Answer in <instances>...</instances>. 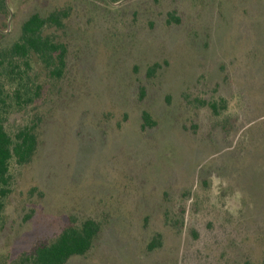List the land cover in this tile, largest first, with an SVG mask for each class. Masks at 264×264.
<instances>
[{
    "label": "rangeland",
    "instance_id": "1",
    "mask_svg": "<svg viewBox=\"0 0 264 264\" xmlns=\"http://www.w3.org/2000/svg\"><path fill=\"white\" fill-rule=\"evenodd\" d=\"M116 1L0 0V84L32 15L65 12L67 50L60 78L13 64L40 95L5 126L38 147L10 164L0 264L87 221L66 264H264V0Z\"/></svg>",
    "mask_w": 264,
    "mask_h": 264
},
{
    "label": "trees",
    "instance_id": "2",
    "mask_svg": "<svg viewBox=\"0 0 264 264\" xmlns=\"http://www.w3.org/2000/svg\"><path fill=\"white\" fill-rule=\"evenodd\" d=\"M122 0H117V2ZM65 12H55L48 16L34 14L22 25L19 41L7 51L8 85L0 84V207L10 193V164L14 161L23 166L31 161L37 147V125L32 124L18 130L13 136L7 131L4 115L13 109L28 107L40 95V87H29L21 72L15 70L14 61L21 60L29 68V60L34 57L51 73L53 78H60L66 66V47L45 35L48 27L62 28ZM26 73V72H24ZM217 113V105L211 104ZM143 128L151 125L148 113L143 115ZM100 231L95 221H87L80 227H68L49 246L38 247L33 254H24L16 264H66L73 257L86 255L93 247Z\"/></svg>",
    "mask_w": 264,
    "mask_h": 264
},
{
    "label": "water",
    "instance_id": "3",
    "mask_svg": "<svg viewBox=\"0 0 264 264\" xmlns=\"http://www.w3.org/2000/svg\"><path fill=\"white\" fill-rule=\"evenodd\" d=\"M120 3H122V2H120ZM120 3L114 4V5H119ZM11 16H12V13H11Z\"/></svg>",
    "mask_w": 264,
    "mask_h": 264
}]
</instances>
